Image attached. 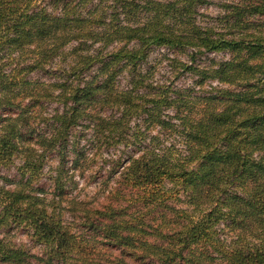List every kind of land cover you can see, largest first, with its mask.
Masks as SVG:
<instances>
[{"label": "trees", "instance_id": "1", "mask_svg": "<svg viewBox=\"0 0 264 264\" xmlns=\"http://www.w3.org/2000/svg\"><path fill=\"white\" fill-rule=\"evenodd\" d=\"M213 1L0 0V264H264V0H219L220 28ZM156 47L189 85L151 80ZM86 131L145 211L69 194Z\"/></svg>", "mask_w": 264, "mask_h": 264}, {"label": "rangeland", "instance_id": "2", "mask_svg": "<svg viewBox=\"0 0 264 264\" xmlns=\"http://www.w3.org/2000/svg\"><path fill=\"white\" fill-rule=\"evenodd\" d=\"M220 1L214 0L198 8L200 12L198 18L202 23L213 24L216 28L223 26V22L220 20V16L223 14V7L219 5ZM174 55L175 52L166 47H156L150 51L147 56V68L150 69L152 81L165 84L172 83L174 86H186L191 83L192 77L188 73L173 77L174 70H172L168 58ZM228 55L227 52L223 51L207 52L205 55H200L197 61L204 63L208 61V58L220 59L226 58ZM179 57L185 58V55L179 53ZM38 75L43 76V74ZM77 147L84 150L85 155L90 157L91 160L88 162V167L83 173L76 171L73 173L72 181L68 189L69 194L84 198V200L91 205L99 206L110 201L113 203L121 201L122 204L130 202V210L141 208L145 211L146 207L142 206V202L136 198H132L130 194H126L127 198L122 199L116 190L128 192V188L117 182L115 176L108 177L110 168L113 165V158L119 153V149H121L120 146L106 147L99 145V149H96V147L91 145L88 131H86V133H83L79 138ZM71 154L70 152L69 157H71ZM55 162L56 160L54 158L47 160L38 182L45 185L49 184V172L52 170V166H54ZM13 174H15V165L13 163L8 166L0 164V184L3 182V176L7 175L9 178H12ZM6 184L9 183L6 182ZM173 204L181 205L182 203L178 200H174ZM10 235L16 243L23 245L30 251L36 253L40 251V247L34 244L30 237L21 229H13Z\"/></svg>", "mask_w": 264, "mask_h": 264}]
</instances>
